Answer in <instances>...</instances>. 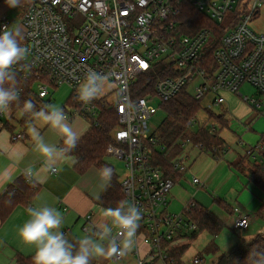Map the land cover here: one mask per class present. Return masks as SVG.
<instances>
[{"label":"built area","instance_id":"built-area-1","mask_svg":"<svg viewBox=\"0 0 264 264\" xmlns=\"http://www.w3.org/2000/svg\"><path fill=\"white\" fill-rule=\"evenodd\" d=\"M22 9L16 29L29 49L22 62L28 71L16 69L23 72L24 80L34 79L41 100L59 86L70 87L64 110L70 120L80 117L94 126L104 109L115 111L118 125L111 132L113 141L106 154L125 161L124 201L142 210L134 260L136 264H177L173 250L185 246L198 229L189 218L196 201L189 200L180 212L168 209L177 180L156 164L155 154L169 157L173 170L184 173L189 169L188 155L170 157L172 150L190 145L204 151L205 146L188 135L167 147L157 133L149 131V122L183 90L201 101L215 95L216 107L226 102L223 92L230 91L244 96L258 111L264 110V30L251 27L264 11V0H32ZM192 9L213 24L192 21L188 16ZM10 26L3 16L0 32ZM92 70L109 80L102 95L84 105L75 99L76 89ZM245 84L257 94L244 95ZM196 117L187 121V128L199 126ZM22 137V132L13 134L14 139ZM227 148L217 152V159ZM262 150V143L249 145L246 155L262 162ZM192 182L205 184L195 175ZM85 219L83 230L89 233L92 216ZM249 226L247 214L234 219L236 229ZM194 262L200 264L202 258Z\"/></svg>","mask_w":264,"mask_h":264},{"label":"crops","instance_id":"crops-1","mask_svg":"<svg viewBox=\"0 0 264 264\" xmlns=\"http://www.w3.org/2000/svg\"><path fill=\"white\" fill-rule=\"evenodd\" d=\"M15 8L9 7L6 0H0V20L6 16L12 30H17L16 28L20 25L23 5L17 6L19 12ZM229 93L232 92H223L226 102L220 106V111L218 113L213 111L217 115L214 118L224 126H228L225 116L230 111L226 106L228 98L226 94ZM65 103L66 101L61 105V108ZM15 119L17 117L16 115L13 117L12 113L11 115L7 114L5 118H0V122L4 124L3 127H0V194L18 180L26 168L39 172L46 179L43 183H35L37 190L31 200L17 204L5 220H0V264H20V258L25 259L35 255V247L25 243L20 236V228L29 219L26 211L29 206L48 205L58 209L64 216L61 230L64 233H71L78 239H80L78 231H84L83 225L87 215L92 216V226L109 223L98 215L100 209L105 208L99 204V199L96 198L97 193H100L101 196L104 192H101L103 181L99 176L100 169L92 166L85 171H80L73 163L75 158L66 156L60 162L58 172L47 173L43 168L41 157L34 150L35 141L29 134V125L23 126ZM73 120L77 124V131L81 134L80 138L92 127L88 121L80 117ZM254 121L255 119L245 127L241 136L237 135L239 139L233 145H229L219 130L221 138L228 143V150L220 159L209 152L202 156L206 151L198 149L197 152H194L196 147L193 146L177 149L179 154L188 155V161L193 156V152L196 157L193 162L189 163V169L176 178L177 183L169 198L168 209L171 212H177L180 209L182 211L184 205L194 199L233 229L234 219L239 214L249 215L250 226L245 230H248L252 224H256L264 216V213L260 211L264 201V191L251 179V172L255 169L254 159L246 155L249 145L247 141L251 142H249L250 145L264 142V130L261 128L258 131L254 130ZM200 126L203 124H199L196 132ZM205 128L209 127L205 126ZM19 132L23 133V137L14 139L13 134ZM40 133L47 143L61 146L59 137L54 131L42 128ZM199 159L200 164L196 169L195 166ZM255 161L260 163L258 159ZM194 175L205 183L204 186L200 187L192 182L191 177L193 178ZM203 188H210L216 195L212 201L206 197L209 202L207 205L197 199ZM256 231L251 237L264 232V227L261 226ZM241 239L243 238L238 239L236 243Z\"/></svg>","mask_w":264,"mask_h":264},{"label":"clouds","instance_id":"clouds-1","mask_svg":"<svg viewBox=\"0 0 264 264\" xmlns=\"http://www.w3.org/2000/svg\"><path fill=\"white\" fill-rule=\"evenodd\" d=\"M6 3L9 7H17L20 0H6ZM19 35L18 30L8 27L0 32V114L10 113L12 106L20 101L15 69L28 71L22 62L27 60L29 49L18 39ZM108 80L106 74L95 70L87 72L76 89L75 99L84 105L91 104L102 95ZM120 98L118 94L117 102ZM23 108L32 117L28 131L34 138V150L41 157L44 170L49 174L58 172L60 162L74 151L80 139L75 120H70L64 109L55 104L36 110L33 103L26 100ZM42 128L54 131L63 146L47 143L40 133ZM112 175L110 167L100 169L101 192L110 186ZM24 176L30 184L43 183L46 179L31 168L24 169ZM96 198H100V193ZM26 211L29 219L20 228V236L35 247L34 264H92L94 259L119 264L132 252L142 218V210L130 201H121L114 208H101L98 215L109 223L91 225L89 235L74 245L61 230L64 216L58 209L43 205L30 206ZM250 255H254V264H264V253Z\"/></svg>","mask_w":264,"mask_h":264},{"label":"trees","instance_id":"trees-1","mask_svg":"<svg viewBox=\"0 0 264 264\" xmlns=\"http://www.w3.org/2000/svg\"><path fill=\"white\" fill-rule=\"evenodd\" d=\"M31 1L32 0H20L18 6L26 5ZM188 16L190 19L192 18V21L198 24H213V21L211 23L201 12L195 9H192ZM202 18L205 20L202 21ZM18 39L21 42L25 40L21 34ZM209 57L211 59V54H209ZM16 72L18 81L17 86L20 90V101L18 104L12 106V114L13 117L19 114L20 118L15 120L21 125L27 126L32 117L30 114L25 113L23 102L30 100L35 106V109L39 110L44 105L50 104L51 100L49 97L43 100L39 99L35 91L34 79L24 80L23 72L19 69H16ZM69 100L68 98L66 103H68ZM66 103L62 107L64 110H66ZM162 109L166 112L165 126L157 134L159 139L166 144L167 147H171L176 140L188 135L193 138L195 143L203 142L205 146L204 151L211 153L213 156H216L218 151H222L227 146L228 143L221 138L219 130L211 132L210 128L207 129L203 125L200 126L198 132L195 131L191 134L187 132L189 129L186 127L187 121L197 115L201 109V100L196 99L190 92L183 90L173 100L165 103ZM208 113L210 117H217L213 112L208 111ZM98 122V125L92 126L91 129L79 139L74 151L67 156L75 158V165L80 171H85L92 166L99 169L107 166L112 169L113 175L111 184L100 196L98 202L105 208H114L118 206L121 201H124V196L118 175L114 167L106 160V149L113 141L111 132L118 125V117L113 109L107 108L103 110ZM259 143H262L264 146V142ZM61 146H63L62 142ZM215 147L218 148L216 152H214ZM177 153V149L175 148L169 155L172 157ZM262 154L264 155V150H262ZM168 159L169 157L164 158L162 154H155L156 164L161 165L166 170V175L177 178L182 172L173 170ZM253 165L255 169L251 172V179L264 191V160L260 163L253 160ZM36 190L37 186L35 183H28L24 174L18 178V180L0 194V220H5L17 204L31 200ZM191 210L189 218L198 226V229L192 234L193 237L198 236L202 231H208L212 235L217 236L224 228L225 223L211 210L198 202H196V205L192 207ZM260 211L264 213V201ZM65 234L74 245H78V238L69 232ZM212 244H210L209 248L213 249L212 251L214 253H217L218 247L214 246L216 245L215 243L212 242ZM186 249L187 245H182L176 250H173L172 253L177 259V264H185L182 260V255ZM256 252L264 253V232L250 239H241L229 250L222 252L213 264H254V255L250 254H255ZM34 256L25 259L20 258L19 262L20 264H34ZM200 258L202 257L200 256ZM201 264H204L203 258Z\"/></svg>","mask_w":264,"mask_h":264},{"label":"rangeland","instance_id":"rangeland-1","mask_svg":"<svg viewBox=\"0 0 264 264\" xmlns=\"http://www.w3.org/2000/svg\"><path fill=\"white\" fill-rule=\"evenodd\" d=\"M15 9L16 11L19 12V9L17 7ZM263 15H264V11H262L261 15L258 17L260 19H257L256 21H254L253 19L251 22V27L257 31L264 30V19L262 18ZM241 92L244 95H249V96H255L257 94V90L249 84L243 85L241 87ZM70 94H71L70 87H68L67 85L59 86L57 89L51 91V94L49 96V99L51 100L50 104H55L61 107L64 101H67V98L68 96H70ZM226 95L228 96L226 106L230 110L225 116V119L228 122V126H224L216 118L209 116L208 111L210 112L215 111L216 113H218L221 109L220 106L219 107L214 106L213 99L215 95L213 94H208L205 98L202 99L201 109L196 117V123L203 124L209 128L215 127L219 129L221 132V136L227 140L229 145H233L238 141L239 139L238 136H241L243 134V131H245V127L249 126L253 119H255L253 124V126L255 125L253 127L254 130L258 131V129L260 128L264 130V110L258 111L251 105V103L245 101L244 96H241L239 94L229 93ZM16 117L17 119H19L20 115L18 114L16 115ZM165 118H166V112L163 111V109L158 110V112L149 122V131L155 133L160 132L161 129L165 126L164 123ZM197 127L198 125H194L190 129H188L187 132L189 134L194 133ZM248 140L250 139L248 138ZM247 142L250 145L251 142L250 141ZM187 146L189 147L190 145ZM197 151L198 149L196 148L194 152ZM194 152H193V156L195 155ZM207 153L208 152H203L202 156H204V154L206 155ZM193 156L191 157L190 161H187L188 164L194 161L196 156L194 157ZM107 161L114 167L118 175L119 181L122 182L127 176L125 161L115 156H109V155H107ZM199 164H200V159L196 163L195 166L196 169L199 166ZM201 190L202 191L200 195L197 197V199L205 205L209 203L206 197L209 199V201H212L214 196L216 197V195L213 193V191L210 188H203ZM180 210H178L177 212H179ZM261 226L264 227V216L261 217V219H259L256 224H252V226L248 230L245 229L237 230L236 228L233 229L228 224L224 226V228L217 236L212 235L208 231H202L196 237L190 236L187 239L186 242L187 249L183 253L182 259L185 262V264H195L194 259L201 256L204 259V264H213L215 260L218 258V256L222 252L227 251L232 246H234V244L236 243V241H238V239L240 238L249 239L253 233L257 232L256 231L257 228ZM78 233L80 239L86 235H89V233H85L82 230L78 231ZM140 242L142 243V239H140ZM212 242L216 244L214 246L218 247L217 253H214L212 251L213 249L209 248ZM133 251L134 250H132V252ZM132 252L123 260H121L119 264H136ZM92 264H111V262L102 259L99 260L94 259L92 261Z\"/></svg>","mask_w":264,"mask_h":264}]
</instances>
